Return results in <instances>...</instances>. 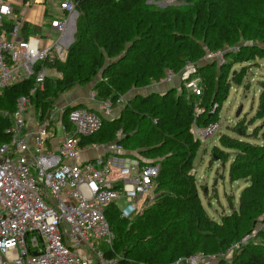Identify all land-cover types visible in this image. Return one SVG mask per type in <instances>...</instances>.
Returning <instances> with one entry per match:
<instances>
[{
	"label": "trees",
	"instance_id": "1",
	"mask_svg": "<svg viewBox=\"0 0 264 264\" xmlns=\"http://www.w3.org/2000/svg\"><path fill=\"white\" fill-rule=\"evenodd\" d=\"M73 1L78 13L74 42L65 60L51 66L60 77L46 81L45 95L52 102L37 100L44 112L76 87L93 85L99 100L116 104L134 90L160 83L168 72L176 75L189 63H201L209 53L225 51L227 59L221 67L214 59L199 65L200 93L183 85L164 93L135 94L118 106L113 120L104 119L100 132L83 139L82 145L110 143L122 131L130 156L143 165H161L155 199L142 212L124 219L118 206L106 210L117 237L115 251L106 256H121L120 264H171L202 253L221 257L218 264H264V131L260 145L220 137L223 148L235 151L231 181L249 183L239 209L223 216L221 223L204 207L192 173L202 144L192 130L218 123L229 97L233 64L264 58V0H183L165 7L150 0ZM14 25L7 22L4 29ZM22 29L28 37L29 24L23 23ZM33 83L27 80L0 93V145L10 140L11 119L4 112H13ZM261 87L256 116L264 120V81ZM255 231L256 239L236 249L227 262L224 255L230 248Z\"/></svg>",
	"mask_w": 264,
	"mask_h": 264
},
{
	"label": "built area",
	"instance_id": "2",
	"mask_svg": "<svg viewBox=\"0 0 264 264\" xmlns=\"http://www.w3.org/2000/svg\"><path fill=\"white\" fill-rule=\"evenodd\" d=\"M60 9L63 17L51 22L59 38L45 46L40 38L23 36V23L15 19L12 4L0 0V93L27 80L34 82L29 93L17 99L15 110L4 112L11 125L10 140L0 145V264H120L121 256H106L115 251L117 239L106 210L116 205L122 218L135 217L161 170L159 163L143 165L130 156L122 131L110 143L82 145L83 139L101 131L104 119H114L123 97L116 104L99 100L92 89L85 106L53 104L45 112L37 107L39 97L52 102L45 95L46 81L60 77L51 66L65 60L69 49L63 39L76 17V6L73 0H64ZM5 18L15 21L10 31L4 29ZM205 59L224 63L225 51L209 53ZM173 76L168 72L161 82L170 83ZM217 128L210 126L197 135L207 140ZM87 148H99L102 154L84 161L81 153ZM257 235L255 231L233 245L224 255L227 262ZM220 258L197 253L171 264H218Z\"/></svg>",
	"mask_w": 264,
	"mask_h": 264
},
{
	"label": "rangeland",
	"instance_id": "3",
	"mask_svg": "<svg viewBox=\"0 0 264 264\" xmlns=\"http://www.w3.org/2000/svg\"><path fill=\"white\" fill-rule=\"evenodd\" d=\"M150 2H156L159 6L164 7L174 4L175 0H150ZM3 22L7 23L10 22V20L5 18ZM57 39L55 38V40ZM52 40H54V38ZM67 50L68 48L65 49L66 53ZM232 50L233 48L228 49V51ZM216 62H219L218 64L221 67L227 63V59H225L224 63H220L218 60H216ZM204 63L205 59L202 60L201 63H189L179 74L173 76L172 82H160L149 87V89L143 88L133 91L129 95L123 96L125 99L124 103L129 98H133L135 94L146 96L148 95L147 91L164 93L173 88H182L183 85L194 90L196 93H200L202 79L197 73L199 65ZM219 70L218 67V71ZM228 74V84L230 87L229 97L223 103L219 112L218 123L211 125H217V132L207 140H204L197 135L198 131L203 129L195 127L192 130L202 143L195 159L192 173L196 175L199 195L204 207L210 217L218 223H221L223 216L231 214L233 210L239 209L241 193L249 186V183L244 180L236 182L231 181L229 171L235 157V151L223 148L220 143V137L227 135L233 139L260 145L263 144L262 132L264 131V120L258 119L256 116L259 98L262 93L261 82L264 81V58L257 57L250 61L233 64ZM233 78L240 79V83L233 81ZM90 86L91 85H85L80 88H90ZM73 95L74 91L60 95L55 100L54 106L61 108L62 99H72ZM217 108L218 104L215 105L212 113H214ZM240 110L242 111L238 117L237 114ZM201 112L202 110L199 108L196 110V114L198 115ZM257 127H260L262 131L260 130L258 136H254L253 132ZM216 148L220 151H224L227 155H220V152L218 153ZM216 153H218V156ZM83 154V157L88 158L91 156H99L100 152L99 149L88 148V151ZM154 191L155 188L145 194L144 198L140 200L138 204L139 211L141 210L140 212H142L144 205L152 203L155 199ZM124 205L125 201L122 200L120 206ZM230 259L231 258L228 260Z\"/></svg>",
	"mask_w": 264,
	"mask_h": 264
},
{
	"label": "crops",
	"instance_id": "4",
	"mask_svg": "<svg viewBox=\"0 0 264 264\" xmlns=\"http://www.w3.org/2000/svg\"><path fill=\"white\" fill-rule=\"evenodd\" d=\"M64 0H9V2L12 4V7L15 11V19L18 21H21L22 23H28L29 24V35L30 37L34 38H40L42 40V43L45 46H51L56 43L59 38V32L52 28L51 22L56 17L62 18L63 12L60 9V3ZM19 10V13L16 11ZM74 21H77V17H75L72 20V23L70 27L68 28V31L63 39V42L68 45L69 47L74 42L72 40L73 35V23ZM75 31H76V25H75ZM54 38V40H52ZM55 38L57 40H55ZM93 89V85L90 86V88H80L76 87L72 91H74V95L72 99H62V106L65 104L70 103H76V104H82L84 102L88 101L89 94L91 90ZM149 89V88H148ZM147 89V90H148ZM136 91V90H134ZM153 92H148L147 94H150ZM117 112V109L114 111ZM115 117V116H114ZM99 149V148H95ZM91 150V149H90ZM88 151V148L83 150L81 153V158L86 161L90 159H94L98 156H91L88 158L83 157V153ZM100 155L102 154V151L99 149Z\"/></svg>",
	"mask_w": 264,
	"mask_h": 264
},
{
	"label": "water",
	"instance_id": "5",
	"mask_svg": "<svg viewBox=\"0 0 264 264\" xmlns=\"http://www.w3.org/2000/svg\"><path fill=\"white\" fill-rule=\"evenodd\" d=\"M177 3H182V1L183 0H175ZM76 17H78V13L76 12ZM75 25H76V22L74 21V23H73V35H72V40L74 41V36H75ZM241 111L242 110H240L239 112H238V114H237V116L239 117L240 116V114H241Z\"/></svg>",
	"mask_w": 264,
	"mask_h": 264
}]
</instances>
